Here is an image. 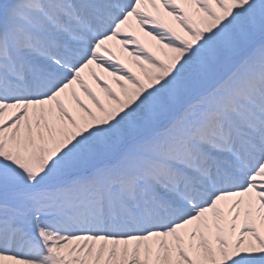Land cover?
<instances>
[{"label":"snow or ice","instance_id":"1","mask_svg":"<svg viewBox=\"0 0 264 264\" xmlns=\"http://www.w3.org/2000/svg\"><path fill=\"white\" fill-rule=\"evenodd\" d=\"M0 264H264V0H0Z\"/></svg>","mask_w":264,"mask_h":264}]
</instances>
